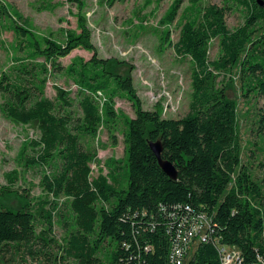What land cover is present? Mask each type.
<instances>
[{"label": "trees", "instance_id": "obj_1", "mask_svg": "<svg viewBox=\"0 0 264 264\" xmlns=\"http://www.w3.org/2000/svg\"><path fill=\"white\" fill-rule=\"evenodd\" d=\"M68 1L79 13L77 28L66 29L63 40L40 35L17 8L0 2V16L10 20L19 51L0 75V109L19 123L37 124L39 136L27 139L18 157L26 169L40 171L46 194L9 207L3 200L19 193V174L16 169L6 174L9 183L0 185V253L27 252L38 264L44 257L48 264H173L181 233L205 214L213 226L211 239L195 238L182 264H223L217 241L236 246L242 264H264V187L242 162L238 105L214 72L239 67L246 90L264 97V6L259 0L170 5L162 21L179 16V39L172 45L194 62L193 93L184 117L165 118L159 109H145L134 79L100 56L84 13L87 0ZM43 3L45 10L58 6ZM233 9L243 10L244 20L231 30L226 17ZM164 36L171 43L168 32ZM216 38L220 53L211 61L209 46ZM78 48L92 56L64 65L61 59ZM60 76L77 85L75 98L59 84L54 98L47 95L50 79ZM116 98L131 101L135 116L118 111ZM262 111L258 134L264 139ZM102 128L114 144L122 129L125 157L109 158L108 173L99 168L94 175L92 163L100 161L91 141ZM157 140L177 179L163 171L150 148L149 141ZM57 219L67 228L65 243L53 235Z\"/></svg>", "mask_w": 264, "mask_h": 264}, {"label": "rangeland", "instance_id": "obj_2", "mask_svg": "<svg viewBox=\"0 0 264 264\" xmlns=\"http://www.w3.org/2000/svg\"><path fill=\"white\" fill-rule=\"evenodd\" d=\"M48 1L58 5L57 8L45 10L44 0H0L1 3L17 8L28 19V24L40 35H53L63 40L66 29L77 28L79 10L68 0ZM174 1L127 0L111 6L107 0H87L84 11L92 32V40L100 56L112 61L115 72L134 79L137 93L145 109H159L165 118L184 117L190 110L193 93L194 62L190 56L179 55L172 45L179 39L180 28L177 25L179 16L172 23L162 21ZM223 1L200 0L199 4L203 7L208 4L223 5ZM190 4L191 0H182L181 9ZM243 20L244 12L240 9H233L226 17V23L231 30L240 26ZM20 23L23 24L21 21ZM166 32L171 43L164 38ZM17 38L10 20L0 16V75L9 70L19 54ZM219 53L220 40L216 38L210 43L209 59L211 61L217 59ZM79 56L89 59L92 52L78 48L61 61L68 65ZM214 72L218 76V85L226 87L225 94L238 105L242 162L250 168L253 177L264 187V139L258 134V121L260 113L264 110V97L246 90L239 67L231 72ZM54 84L63 86L71 91L72 97H76L77 85L64 76L50 79L47 86L49 97L54 98L56 95ZM115 108L131 117L135 116L133 104L126 98H116ZM38 136L39 130L35 122L24 125L6 116L0 109V185L9 183L6 175L8 172L16 169L19 174V180L16 182L19 193L3 200L9 207L18 208L28 200L34 203L40 197H46L40 171L26 169L18 157L27 139ZM116 137L117 143L114 144L108 129L102 128L99 137L91 141L100 161L99 164L92 163L94 175L99 173V168L108 173L106 162L109 158L125 157L122 129L116 132ZM65 199L66 197L62 196L59 203H63ZM53 235L59 243H65L67 228L58 219ZM54 251L57 252V248ZM1 260L7 261L8 264H38L40 259H33L27 252L20 254L11 252L7 253L6 257L0 253ZM42 261L48 264L45 257Z\"/></svg>", "mask_w": 264, "mask_h": 264}, {"label": "built area", "instance_id": "obj_3", "mask_svg": "<svg viewBox=\"0 0 264 264\" xmlns=\"http://www.w3.org/2000/svg\"><path fill=\"white\" fill-rule=\"evenodd\" d=\"M211 219L207 215H199L191 223L189 228H186L181 233V243L174 247L171 261L173 264H182L186 249L192 244V241L197 238L200 241L211 239L212 230ZM211 232V234H210ZM217 246L221 255L223 264H242L241 252L236 246L223 245L217 241Z\"/></svg>", "mask_w": 264, "mask_h": 264}, {"label": "water", "instance_id": "obj_4", "mask_svg": "<svg viewBox=\"0 0 264 264\" xmlns=\"http://www.w3.org/2000/svg\"><path fill=\"white\" fill-rule=\"evenodd\" d=\"M260 5L263 7L264 2L259 0ZM150 148L153 150L154 154L156 155L159 165L163 169V171L172 179H177L178 172L174 164L166 159L162 158V151H163V145L161 140L157 141H149Z\"/></svg>", "mask_w": 264, "mask_h": 264}]
</instances>
